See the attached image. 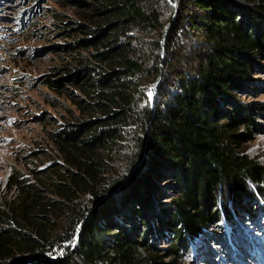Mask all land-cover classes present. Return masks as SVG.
Listing matches in <instances>:
<instances>
[{
	"label": "trees",
	"instance_id": "trees-1",
	"mask_svg": "<svg viewBox=\"0 0 264 264\" xmlns=\"http://www.w3.org/2000/svg\"><path fill=\"white\" fill-rule=\"evenodd\" d=\"M64 1L83 22L64 30L78 38L61 49L88 52L93 66L43 83L75 85L88 98L74 99L78 109L101 117L50 134L66 183H54L55 202L0 208V264H178L198 237L233 252L225 237L235 229V245L249 250L260 238L241 232L244 221L264 239V166L237 151L264 131V104L233 94L264 74V0H178L174 12L169 0ZM114 149L125 156L121 172Z\"/></svg>",
	"mask_w": 264,
	"mask_h": 264
},
{
	"label": "rangeland",
	"instance_id": "rangeland-1",
	"mask_svg": "<svg viewBox=\"0 0 264 264\" xmlns=\"http://www.w3.org/2000/svg\"><path fill=\"white\" fill-rule=\"evenodd\" d=\"M36 3L38 0L34 3L29 0H0V208L5 210L9 206L13 208L23 204L22 200L26 198L27 201L38 197L42 202H55L58 195L54 194L56 188L53 185L55 182L66 183L63 174L67 165L50 134L64 124L101 117V114H86L78 109L74 99L78 97L88 102V98L75 85L63 80L66 92H58L43 83L44 78L60 81L76 70L93 66L88 52L77 54L61 49L78 38L67 35L64 30L83 22V10L71 1L39 0L40 7L30 16L26 11ZM169 6L174 12L178 0H169ZM22 18L28 22L21 26ZM168 29L169 25L165 28V36ZM78 58L83 59L79 61ZM250 81L248 89L234 91V97L239 103L264 104V89H257V86H264V74H254ZM153 85L155 89L156 83L148 87L149 97ZM262 118L256 123L264 125ZM238 150L242 156L263 167L264 131L255 132L252 139ZM114 152L111 156L117 162L112 169L121 172L126 166L125 156L119 150L114 149ZM35 172H39L38 177ZM28 186L34 187L36 193H28ZM80 202L84 207L92 206L87 195H81ZM64 218L65 214L55 218L57 223H54L59 229L65 226ZM262 218L263 215L256 218L260 224ZM240 229L243 234L250 233L254 238H260L256 243L247 241L251 246L249 250L235 245L238 231L235 229V234L229 231L225 237L228 246H234L233 252L229 253L224 247L221 249L215 241L198 237L188 254L180 252L178 264H216L212 256L215 248L223 252V264H264L263 229L247 221L240 224ZM157 240L158 248L168 246L167 240ZM162 261L170 263V259L163 258Z\"/></svg>",
	"mask_w": 264,
	"mask_h": 264
},
{
	"label": "built area",
	"instance_id": "built-area-1",
	"mask_svg": "<svg viewBox=\"0 0 264 264\" xmlns=\"http://www.w3.org/2000/svg\"><path fill=\"white\" fill-rule=\"evenodd\" d=\"M154 91H155V89H154V85L152 86V87H150V91H149V95H150V98H153L154 96Z\"/></svg>",
	"mask_w": 264,
	"mask_h": 264
}]
</instances>
